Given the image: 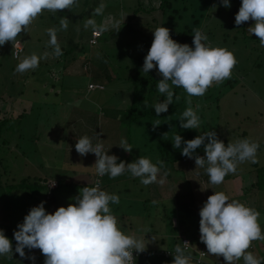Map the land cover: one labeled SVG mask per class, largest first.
Listing matches in <instances>:
<instances>
[{
	"label": "rangeland",
	"instance_id": "obj_1",
	"mask_svg": "<svg viewBox=\"0 0 264 264\" xmlns=\"http://www.w3.org/2000/svg\"><path fill=\"white\" fill-rule=\"evenodd\" d=\"M141 1L147 6L151 4L155 7L160 6L158 0ZM190 1L192 5L190 8L193 10L191 9V13L183 16L184 19H178V26L184 29L187 25H190V28L194 29L195 32L196 30H201L207 35L208 42L213 47H223L233 51L238 61L233 69L231 79H227L219 84L214 83L204 96L189 97L187 93L184 94L183 99L187 101L192 99L194 101L195 107L193 109L201 118L200 129H183L180 127L179 120L182 117V113L187 108L184 110V108L179 107L176 109L177 111L173 119L166 123L165 129L162 132V136H164L165 140L160 137L157 141H151L152 139H150V137L153 135V122L150 120L149 122L145 121L143 124L134 126V133H137L136 135L140 132H145L148 133V136L147 139H142L139 136L136 137L140 141L137 142L135 149L132 148L133 153H129L121 148L119 146L120 141L121 139L127 141L128 133L122 132V130H120V132L114 130L115 123L112 119L108 118L102 120L107 111L113 112L117 109H121L122 111L124 104L129 105L131 103V99L128 98V95L124 94L128 86L123 81L124 77L118 76L117 72L120 68L115 67V65H112L113 73L114 77L115 74H117L118 81L109 85L110 91L105 93L96 92L90 95L89 101L94 102V107H91L90 104L86 102V107L82 108L85 112H88L85 114L87 117L84 115L85 118L82 119V122L85 123L89 131H91V127L95 125V122L98 123V137L103 140H99L98 142L104 145H111V149L107 154L119 157L118 163L125 157L131 160L135 159V157L138 158V156L150 158L153 163L154 161L155 163L157 161L164 162L163 158H159L158 155H152L153 151H157L156 154L163 151L164 146L161 144L164 142L169 144L168 151L170 155L179 159L177 166L171 167L169 173L165 170H161V177L164 180L162 184L153 183L145 186L141 183L140 179L134 182L130 180L131 182H124L117 186L115 190L113 189V192L111 191V194H116L120 198V203L118 205L116 204L117 207L115 205L116 208L112 205H110V207L118 220L124 217L122 221H119L122 230L130 236L143 239L144 243L147 244L145 250H166L171 247L172 241L174 240L171 234H177L178 230L176 229L177 217H172L167 213V210H169L168 206L171 208L175 207L172 201L168 202V198L170 199L172 195L176 193L177 189H180V194H191L195 199L197 198L198 204H200L199 206H203L208 197L213 195L214 192L221 191L226 193L230 199H242V203L245 205L247 202L243 200V197L244 199L247 198V200L258 198L261 201L260 204H264V47L260 46L259 38L256 37L255 34L251 35L248 30L254 21L249 20L239 26L235 24L236 10L240 8L241 0H238V3L234 0H230V8H225L221 0ZM85 2L86 0L78 1L76 4L77 8L74 10L64 9L58 12L43 11L42 14L32 22L27 32L22 31V33L19 34L16 41L13 43L6 42L3 46H0V80L2 79L3 86L6 84V94L0 96L2 97L0 99V121L6 119V112L10 109L8 105H13L15 102V99L11 98V95L17 97L22 90V85L24 86V84L18 82L19 77H25L32 73L36 77V80L39 81L40 78H44L43 74L45 73V67L47 65L54 66L55 62H57L54 60V50L49 46L50 37L48 35V29L57 30V38L60 47L63 45L75 46L78 42H86L89 33H92V27L85 28V23L88 19H94L97 26L109 25L107 31H111L116 27L119 28V23L123 22L125 24V18L128 17L127 14L132 12L133 9L138 8L137 0H89V5H86ZM84 8L85 11L83 12ZM195 21H197L198 24H196ZM64 22H67L68 25L66 30L62 28ZM83 30H85L86 33H84ZM108 39H110L109 43L111 45L116 41L119 44L122 40V49L127 44L135 43V39H124L122 36H118L117 33L111 35L107 34L102 42L108 45ZM17 41L20 42L16 45L15 50L18 48L22 50L25 49V53L21 60L33 53L41 56L44 53H48L46 58L41 59L38 68L22 74L15 71L18 63L21 61H16L13 58L12 48ZM178 43L183 44V41H179ZM188 45L194 46L193 40L191 43L188 42ZM117 60L118 61H113V63L117 64L116 66L124 67L129 65L134 68L133 65L130 63L128 64L122 56L117 57ZM67 63L68 67L66 68V72L70 76H75L77 79V81H71V86L72 84L76 86L78 83L79 85L82 84L83 78L78 75L82 72L80 65L83 61L78 60L75 62L74 58L71 57L70 62ZM137 65L141 66L140 63ZM41 68L43 69L41 70ZM138 70H140L144 76L150 74L162 78L157 68L149 70L148 74L143 72V67L138 68ZM131 72L136 73L133 69ZM90 79L91 77L88 81H90ZM14 81H17V84L11 85ZM79 85L78 89L70 88L68 90L70 94L73 92L76 94H85L87 90L86 83H84V87L82 88L81 85ZM175 88H178V90L180 89V93L185 92L183 88ZM82 97L84 98V96ZM34 102L38 103V107L41 108L43 112L50 109L54 113L58 112L60 114V111L62 112V116L58 115L54 118V121H59L62 117L59 122L51 123L50 125L44 123L45 127L42 138H46V143H51L46 147V150L48 151V155L50 154V157L53 158L54 156V158L49 159L44 157L47 166L41 165L42 170L37 168L41 166L36 165L38 164L36 160L29 159L28 161L32 165L28 167L25 164L26 160L19 158L16 163H12L13 165L11 164V173L17 178L22 174H27L29 170L35 171L34 169H37L38 171H43V174L39 173L38 176H42L44 179L45 177H49L52 181V178H56L61 180L62 183L66 181L67 183L75 184L76 186L71 187V185H67L65 182L63 183L62 190L58 192L59 206L67 207L70 203H75L72 198L79 195L80 189L87 186H94L95 180H97L98 177L96 175L95 164L89 162L92 158L90 155H86L87 157L82 161H78L80 154L77 155L79 156L78 158L75 157L72 161H70L69 158L68 148L69 144L72 143L70 140L72 135L70 131L71 124L76 121L79 126V128L75 126L76 129L84 135L83 129H80L84 127V123L81 122L77 115L79 111L68 105L61 107L58 106L57 103L45 105L38 100ZM181 103H183L182 99H178L176 105H181ZM27 106L29 107L30 103H27ZM103 107H105L103 112L101 110L91 109ZM97 117L100 118L95 121ZM205 131H215L218 139L223 141L226 145L245 138L258 142L260 145L257 152L258 163L245 162L239 164L235 174L227 175L222 184H211L209 188V177L205 169L196 168L197 166L195 163V156L203 157L205 155L204 145L195 150V155L192 158L185 157L181 154L182 148L184 147L183 144L181 145V149L173 148L175 137L178 134L186 141L196 138ZM207 142L206 139L205 143ZM141 143L147 145V148H145L147 154L144 147L140 145ZM145 144L143 145L145 146ZM127 146H130L128 141ZM14 147L13 145L12 149ZM52 148H54L53 151L51 150ZM136 150L139 154L136 153ZM63 151H66V153ZM29 152H31V150ZM31 156L30 154L28 157L31 158ZM165 158L167 159V156ZM58 169L60 170V172H58V177L53 176ZM165 173L166 175L170 174L172 179L168 180L167 176L164 175ZM192 174L196 177L192 176ZM28 176L30 175H27V177ZM9 177L12 178L11 174ZM44 179L34 177L31 181L28 180V182L34 185L39 180L38 183L44 185ZM63 179H65V181ZM174 181L176 182L175 185ZM117 184L118 183H114V187ZM124 186H126V188ZM110 189L111 187L109 189L106 188L105 191L110 193ZM67 190L69 191L68 193ZM119 191H124V195L120 194ZM147 198L149 199L148 204L145 202ZM9 200L12 201V204L14 202L16 203L17 200L19 203H16V205L21 209L16 211L20 213L14 218L15 224L23 222L24 217L29 213L28 207L33 208L39 205H36L35 200L31 202L27 200L25 202V199L19 201L20 199H18L17 194L11 196ZM6 201L7 198H4L3 193L0 191V207H2L0 211L2 213H6V210L3 209ZM37 201L45 202L40 198ZM248 205L249 204H247V206ZM44 207L47 211V203L44 204ZM155 213L158 214L157 217ZM150 214L152 216H150ZM260 214L259 223L261 224L262 230H264V212ZM173 221L175 223L174 226L172 225ZM3 223L6 224V221H3ZM132 226L133 230H131ZM165 234L168 236L165 237L167 239L163 241L162 236ZM5 235L7 236V234ZM8 238H13V235H10ZM252 253L264 260V253H261L260 250ZM241 260L236 262V264H240ZM153 262V259L144 258L142 256L138 259L137 264H153ZM5 263L6 260H4V264ZM241 264H244V262Z\"/></svg>",
	"mask_w": 264,
	"mask_h": 264
},
{
	"label": "clouds",
	"instance_id": "obj_2",
	"mask_svg": "<svg viewBox=\"0 0 264 264\" xmlns=\"http://www.w3.org/2000/svg\"><path fill=\"white\" fill-rule=\"evenodd\" d=\"M78 0H0V46L14 42L22 31L28 30L32 22L43 11L58 12L71 9ZM225 8H230V0H221ZM254 21L248 28L250 34L258 37L264 47V0H241V6L235 16L237 26ZM67 22L62 24L67 29ZM92 27L106 31L109 25L97 26L94 19H88L85 28ZM49 46L53 55L61 56L57 30L48 29ZM193 45L175 41L170 30L161 26L154 30V40L144 59L143 72L158 69L162 79L157 84L158 91L166 97L153 107L157 116L166 113L173 104L175 92L172 86L183 88L189 97L204 96L215 83L231 79L233 69L238 63L233 51L223 47H213L201 30H196ZM42 56L36 53L24 57L17 65V73H25L39 67ZM182 113L180 127L198 130L201 118L191 107ZM147 106V105H146ZM159 126V125H155ZM207 139V143H205ZM98 140L103 141L98 138ZM181 154L192 158L195 150L204 145L205 155L195 156L196 168H203L209 177V183L220 185L225 177L237 172L239 164L258 163L259 143L250 139H239L227 145L218 139L215 131H205L191 140H184L178 134L173 148L181 149ZM119 146L127 152L132 148L121 139ZM111 149V148H110ZM109 149V150H110ZM75 150L81 156L89 153L98 158L95 163L96 175L110 179L130 173L139 178L145 186L163 183L161 169L163 161L153 163L150 158L139 157L132 163L117 162L119 157L108 155L103 143H93L91 137H78ZM166 175V173L164 174ZM54 185V184H53ZM207 189V188H206ZM75 203L61 206L54 213L46 211L44 204L30 209L22 223L14 231L17 242L14 251L22 258L35 261V257H26L25 249H39L44 255V264H132L133 252H143L147 244L143 239L130 236L122 230L118 218L113 214L111 204H119L120 198L101 188L98 179L95 186L83 187L78 196L72 198ZM260 212L244 203L230 199L224 192H214L199 211L200 239L206 245L208 253L223 256L226 264H264L248 249L254 241H264V230L259 223ZM173 264H190V257L181 247L176 248ZM12 259L13 244L4 230L0 229V257Z\"/></svg>",
	"mask_w": 264,
	"mask_h": 264
},
{
	"label": "trees",
	"instance_id": "obj_3",
	"mask_svg": "<svg viewBox=\"0 0 264 264\" xmlns=\"http://www.w3.org/2000/svg\"><path fill=\"white\" fill-rule=\"evenodd\" d=\"M158 1L160 3V6L155 7L152 4L147 6L141 0H137L138 8L133 9L132 12L127 14L128 17L125 18V24L123 22L119 23V28L116 27L111 31H99L98 28H92V33H89V37L86 42H78L75 46H61L63 54L58 57L54 56V60H56L57 62H55L54 66L47 65L45 67V73L43 74L44 78H40L39 81L36 80V77L32 73L28 74V76L25 77H19L18 82L20 84H24V86L22 85V90L17 97L11 95V98H14L15 102L13 105H8L10 109L8 112H6L7 117L6 119L0 121V191L3 193L4 198H7L5 207H3V209L6 210V213H2L0 211V229L4 230L5 234H7L8 237L10 235H13V238H10L13 244V255L18 254L14 251L17 243L14 240V231L18 230V224L14 223V218L17 217L20 213L16 211H19L21 209L16 205V203H19L17 200L16 203L14 202L12 204V201L9 200V198L11 196H15L19 192H24V197L17 196L18 199H20L19 201L25 199V202L26 200L28 202H31L32 200H35L36 205H40L41 202L37 201L40 198L47 203V212L54 213L53 211L60 207L58 192L62 190L63 183L66 182L65 179H63L65 181L63 183L61 180L56 178L52 179V181L49 177H45L44 179V177L38 176L39 173L43 174V171L34 169L35 171H28V175H30L28 176V178L30 179L29 181H31L34 177H39L43 178L45 182L44 185L39 184L38 180L36 184L32 185L29 184L27 179L25 180L21 178V176L15 178L13 173H11L12 165L16 163L19 158H23L24 160H26L25 163H27L26 166L28 167L32 165L29 161H27L29 159L36 160L38 163L36 165H42L45 167L47 166L45 158L52 159L50 157V154L48 155V151L46 150V147L51 143H46V138H42L45 127L44 123L46 125H50L51 123L59 122L62 117L59 119V121H54V118L58 115L62 116V112L60 111V114L58 112L54 113L51 109L48 110L49 112H43L42 109L38 107V103L34 101H41L45 105L57 103L58 106L61 107L68 105L69 107H72L75 110L79 111V114L77 115L81 120L87 117V115L85 114L88 112H85V110L82 109L86 107V102L90 104L91 107L95 106L94 102L89 101L90 95L96 92L105 93L110 91L109 85L118 81V77L116 76L118 74L119 77H124L123 81L128 86V89L124 92V94L128 95V98L131 99V103L129 105L124 104L122 111L121 109L114 110L113 112L107 111L104 114L105 116L102 120L110 118L115 123L114 130H118L119 132L120 130H122V132L128 133L127 141L130 143V147L134 149L136 148L135 146L137 142L140 141L136 138L137 136L142 139H147L148 136V133L145 132H140L138 135H136L137 133H134L135 125L143 124L145 123V121L149 122L151 120L153 122V135L150 137V139H152L151 141H157L158 139H160V137H162L161 139L165 140L164 136H162V132L165 129L166 123L169 120L171 121L173 119L177 111L176 109L182 107L185 110L189 107L188 101L186 99H183L186 91L180 93V89L178 90V88L172 86L175 92L173 104L169 105V109L166 113H162L157 116L153 106L159 101L163 102L166 98L162 96L157 88V84L162 78L150 74L144 76L142 75L141 71L138 70V68L143 67L144 59L154 40V30H156L157 28L161 26L168 28L170 30L171 37L177 42L183 41V44H188V42L191 43V41L194 39L195 31L194 29L190 28V25H187L186 28L181 29L177 24L178 19H184L183 16L191 13V11L193 10L192 8H190L192 7L191 1ZM234 1L238 3V0ZM85 4L89 5V0H86ZM76 8L77 7L75 5L71 9L74 10ZM84 11L85 8L83 9V12ZM238 11L239 10H236L237 13ZM195 23L198 24L197 21H195ZM83 32L86 33L85 30H83ZM116 33L118 36H122L124 39H135V43L127 44L122 49V40L119 44L115 40L116 42L112 45L109 43L110 39H108L107 41L108 45L102 42L107 34L111 35ZM96 34H99V36L96 37ZM18 42L20 41H17L12 48L13 58L16 61H20L25 53V49L19 52L18 49L15 50ZM121 56L127 61L128 64L130 63L131 65H133L134 68L129 65L124 67L116 66L117 64L113 63V61H118L117 57ZM71 57L74 58L75 62L78 60L83 61V63L80 65L82 72L78 76H81L83 78L82 84H80L81 88L84 87V83H86L87 90L85 91V94H76L74 92L70 94V92L68 91L70 88L78 89L79 85L78 83L77 86L74 84H72L71 86V81H77V79L75 76H70L66 72V68L68 67L67 62H70ZM139 63L141 66L137 65ZM112 65L120 68L117 74H115V77ZM42 69L43 68H41V70ZM132 69L136 73L131 72ZM90 77L91 79L90 81H88ZM14 84H17V81L12 82L11 85ZM5 86H3L1 79L0 96L6 94ZM92 86L94 87L92 88ZM82 96H84V98ZM1 98L2 97H0V99ZM178 99H182L183 103L177 106L176 104ZM27 103H30L29 107L27 106ZM191 107H195L194 101L192 99ZM104 108L105 107L99 109H91L101 110L103 112ZM99 118L100 117H97L95 121H97V119ZM77 124L78 123L76 121L71 124L70 131L72 135L80 134L79 130L76 129V127L79 126L75 127V125ZM92 128L95 129L93 135L97 137L98 123L95 122V125H92ZM143 144L145 143H141L140 145L144 147V150L146 152L145 148H147V145L145 144L144 146ZM13 145H15V147L12 149ZM161 145L164 146L163 151L158 152V154H156L157 151H153L152 155H158L159 158H163L164 167L161 170H165L169 173V169L171 167L177 166L179 159H176L175 157L170 155V152L168 151V143L164 142ZM53 149L54 148H52L51 150L53 151ZM30 150L31 152H29ZM63 152L66 153V151ZM136 153L139 154L137 150ZM30 154L32 155L31 158L28 157ZM69 155L70 161L74 160L75 157H79L77 156L79 154L77 153L75 148L71 154L69 153ZM166 156L167 159L165 158ZM86 157L87 156L80 155L79 159L82 161ZM136 158L137 157L130 160L125 157L122 161L126 163H132L137 160L139 156L137 159ZM42 166L37 168L42 170ZM58 172H60L59 169L56 171L54 176L58 177ZM10 174L12 178L9 177ZM166 176L168 180L172 179L170 177V174ZM192 176L194 175L192 174ZM138 179L139 178L132 177L130 173H125L124 175L118 176L115 179H110L108 175L99 178V180L101 181V188L104 191L106 188L109 189L110 187L111 189L115 190L117 186H110L114 183H118V185H121L124 182H131L130 180L134 182ZM54 183H56L57 186L56 188L51 189L50 186ZM175 184L176 182L174 181V185ZM208 184L209 187L211 184ZM67 185H71V187L76 186L72 183H67ZM124 187L126 188V186ZM179 191L180 189H177L176 193H174L173 195L171 194L172 197L170 199L168 198V202L172 201L175 207L171 208L170 206H168L169 210H167V213L172 217H177L176 229L178 230L177 234H171L172 239H174L172 241L171 247L166 250H144L143 253L136 258L135 264H137L138 259H140L142 256L144 258L153 259V264H173L174 256L176 255L175 250L178 246L183 248L185 251V255L190 257V264H226L223 256H217L208 253L206 245L200 239L199 211L202 206H199L200 204H198L197 198L195 199V197L191 194H180ZM68 192L69 191L67 190V193ZM119 193L124 195V191H119ZM145 201L148 204L149 199L147 198ZM111 205L116 208L118 204ZM30 209L31 208L28 207V211H30ZM150 216L152 215L150 214ZM155 216L157 217L158 214L155 213ZM123 219L124 217H121L119 221H122ZM3 221H6V224H4ZM174 224L175 223L173 221L172 225L174 226ZM132 228L133 226L131 227V230H133ZM167 236V234L163 235L162 240L165 241L167 239L165 237ZM185 240L190 241L189 249H186L183 246V242ZM37 250L38 249H25L26 257H31V252L36 254L35 264H39ZM168 253L170 254V256H167ZM7 264L16 263L12 259ZM19 264H33V261L28 258H24L19 260Z\"/></svg>",
	"mask_w": 264,
	"mask_h": 264
},
{
	"label": "crops",
	"instance_id": "obj_4",
	"mask_svg": "<svg viewBox=\"0 0 264 264\" xmlns=\"http://www.w3.org/2000/svg\"><path fill=\"white\" fill-rule=\"evenodd\" d=\"M81 122H82V119H81ZM82 123H84V122H82ZM75 126H78V124L77 125H75ZM79 128V127H78ZM80 129H83V133H84V135H87V136H89V137H91L92 138V140H93V143L95 144V143H97L99 140H98V136L97 137H95L93 134H94V132H95V129H93L92 127H91V131H89L88 130V128H87V126L85 125V123H84V127L83 128H80ZM99 129V128H98ZM84 135H82L81 133L80 134H78V135H72L71 136V138H70V140L72 141V143L70 144V146H69V148H68V151H69V153H71L73 150H74V148H75V144L78 142V137H80V136H84ZM16 143V142H15ZM14 143V144H15ZM104 145V144H103ZM15 146V145H14ZM111 145L110 144H105L104 145V149H105V151H108L111 147H110ZM13 147V146H12ZM109 152V151H108ZM112 152V151H111ZM88 155H90L92 158L90 159V161L89 162H91V164H95L96 163V161H97V157L95 156V154H93V153H89V154H87V156ZM68 157V156H67ZM53 158H54V156H53ZM52 158V159H53ZM28 161V160H27ZM78 161H81L80 159H78ZM26 165H27V163H25ZM52 169V168H51ZM29 174V172L27 173V174H22V175H20L21 176V178L22 177H24L23 179H27V180H30L28 177H27V175ZM54 176V175H53ZM100 177H97V180L99 179ZM52 179H55V178H52ZM96 181V180H95ZM110 186H113L114 187V184L113 185H110ZM116 186H119L118 184L116 185ZM113 192V189H110V194ZM17 196L18 197H24L25 196V194H24V192H19L18 194H17ZM263 197H264V195H263ZM254 198V197H253ZM245 202H247V204H249L248 206H250V207H252V208H254V209H256V210H258L260 213L261 212H264V209H263V206H264V204L263 205H261L260 203H261V201L257 198H254V200L251 198V199H243ZM238 201H240V202H242V199H239ZM146 202V201H145ZM263 203H264V199H263ZM246 204V205H247ZM260 250V252L261 253H264V241L262 242V241H259V240H257V241H254L253 243H252V245H251V247L248 249V251H250V252H255V251H259ZM37 254H38V263L39 264H44V260H45V257H44V255L41 253V251L38 249L37 250ZM12 259L15 261V263L16 264H19V260L20 259H24V258H21L20 256H19V254H17V255H13L12 256ZM12 259H10V258H8L7 256H4V257H0V264H4V260H6V263L5 264H7V263H9V261L10 260H12ZM238 262V261H237ZM241 263H243V260H241V262H240V264Z\"/></svg>",
	"mask_w": 264,
	"mask_h": 264
},
{
	"label": "built area",
	"instance_id": "obj_5",
	"mask_svg": "<svg viewBox=\"0 0 264 264\" xmlns=\"http://www.w3.org/2000/svg\"><path fill=\"white\" fill-rule=\"evenodd\" d=\"M98 36H99V34H96V37H98ZM19 51H22V49H21V48H18V52H19ZM93 87H94V86H92V88H93ZM56 186H57V184L54 183V185L52 184V185L50 186V188L53 189V188H56ZM183 246H184L186 249H189L190 241H189V240H185V241L183 242ZM142 253H143V252H136V251L133 252V256H134V259H135V260L132 261V264H135L136 258L139 257ZM31 254H32V256H34V257L36 258V254H35V253H32V252H31ZM167 256H170V254L168 253ZM33 264H35V261L33 262ZM36 264H37V263H36Z\"/></svg>",
	"mask_w": 264,
	"mask_h": 264
}]
</instances>
